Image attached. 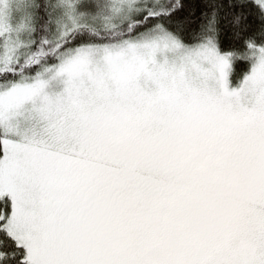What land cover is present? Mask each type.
Masks as SVG:
<instances>
[{
  "label": "snow or ice",
  "instance_id": "snow-or-ice-1",
  "mask_svg": "<svg viewBox=\"0 0 264 264\" xmlns=\"http://www.w3.org/2000/svg\"><path fill=\"white\" fill-rule=\"evenodd\" d=\"M13 2L0 264H264V0Z\"/></svg>",
  "mask_w": 264,
  "mask_h": 264
},
{
  "label": "rangeland",
  "instance_id": "rangeland-1",
  "mask_svg": "<svg viewBox=\"0 0 264 264\" xmlns=\"http://www.w3.org/2000/svg\"><path fill=\"white\" fill-rule=\"evenodd\" d=\"M17 2H18V0H14V2H13V7L14 8L16 7ZM16 15H19V13H16ZM57 90H59V89H57Z\"/></svg>",
  "mask_w": 264,
  "mask_h": 264
}]
</instances>
